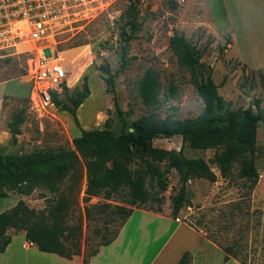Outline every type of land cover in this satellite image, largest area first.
Returning <instances> with one entry per match:
<instances>
[{
	"label": "rangeland",
	"instance_id": "obj_1",
	"mask_svg": "<svg viewBox=\"0 0 264 264\" xmlns=\"http://www.w3.org/2000/svg\"><path fill=\"white\" fill-rule=\"evenodd\" d=\"M213 1L211 5L216 8L217 1ZM240 3L242 15L235 18L238 29L251 42V49L264 55V0ZM129 4L134 5L132 10H128ZM111 9L118 12L114 20L106 13L78 19L54 38L55 49L67 74L65 87L70 92H87L75 110L78 126L68 111L53 103L45 105L38 101L27 75L25 53L0 51V154L72 148V138L79 134V127L100 128L106 119L113 133L118 134L122 119L128 126L150 110L141 102L137 89L138 80L148 68L156 73L160 85V102L153 110L158 117L195 118L202 104L188 72L176 64L168 47L172 31L182 33L195 45L200 53L198 69L204 75L209 72L217 85V93L230 108L264 110V66H252L235 56L227 42L228 33H216L210 27L204 0H117ZM42 53L49 56L47 48ZM104 64L112 74L111 90L105 86L98 69ZM17 111H21L25 119L18 126L19 133L11 136L7 123ZM181 143L179 135L152 139L155 147L175 150L181 147L187 157H202L207 161L212 158L214 149H193L186 142L182 146ZM254 165L258 179L249 190L241 180L220 177L217 168L210 164L216 179L187 180L186 195L190 205L181 207L174 219L190 224L220 246L234 244L238 257L246 264H264V128L260 122L256 127ZM74 174L76 178L65 181L60 190L68 198V223L79 221L81 225L80 251L86 254L100 241V235H94L92 228L102 225L104 215L92 212L86 219L83 208L102 202L124 203L117 196L105 199L97 195L84 199L85 177L81 162ZM167 178L160 213L170 216L169 195L177 189L178 183L173 170ZM10 196L22 199L28 207L38 211L43 210L44 197L49 194L35 188L29 194L11 192ZM10 196L0 198V212L8 209ZM114 225L115 222L109 225L110 230ZM144 229L150 234L157 226L148 224Z\"/></svg>",
	"mask_w": 264,
	"mask_h": 264
},
{
	"label": "trees",
	"instance_id": "obj_2",
	"mask_svg": "<svg viewBox=\"0 0 264 264\" xmlns=\"http://www.w3.org/2000/svg\"><path fill=\"white\" fill-rule=\"evenodd\" d=\"M133 8L134 5L129 4L128 10ZM168 47L176 64L188 72L189 81L202 104L201 112L192 119L158 117L153 110L160 102V85L156 73L148 68L138 80L137 89L141 102L150 110L128 126L122 119L118 134L113 133L110 121L106 119L100 128L79 127V134L72 138V148L0 154V197H7L11 192L29 194L35 188L49 194L44 197L43 210L30 208L19 198L10 208L0 212V252L10 241L7 230L12 228L22 231L25 241L41 251L65 258L80 253L81 225L79 221L68 223V198L60 190L61 184L76 178L74 173L80 162L85 177L84 199L97 195L105 199L117 196L124 203L111 205L102 202L83 208L86 219L92 212L104 216L102 225L92 228L94 235H100V241L83 254L82 264H86L99 246L113 240L133 208L161 211V194L166 190L170 170L176 173L178 183L177 189L169 195L172 218L181 207L190 205L186 195L187 180L216 179L210 164L217 168L220 177L236 178L249 190L253 188L258 179L254 165L256 127L260 122L264 128V110L253 112L250 107L230 108L217 93V85L209 72L204 75L198 69L200 53L182 33L172 31ZM98 69L105 86L111 90L112 74L108 65H100ZM86 96L85 90L70 92L62 86L61 96L52 93L51 100L54 106L68 111L78 126L75 110ZM24 119L21 111L11 115L7 123L11 136L19 133L18 126ZM173 135L181 137V146L186 142L193 149H214L212 158L207 161L202 157H187L181 147L175 150L152 145L156 136ZM112 222L115 225L110 230ZM109 230L107 234L102 233ZM218 246L223 251V261L232 257L246 264L238 257L234 244ZM175 264H191L190 253L183 251Z\"/></svg>",
	"mask_w": 264,
	"mask_h": 264
},
{
	"label": "crops",
	"instance_id": "obj_3",
	"mask_svg": "<svg viewBox=\"0 0 264 264\" xmlns=\"http://www.w3.org/2000/svg\"><path fill=\"white\" fill-rule=\"evenodd\" d=\"M204 1L210 27L216 33H228V44L235 56L252 66H264V55L251 49V42L245 33H240L235 22L242 15L240 2L243 0H230L231 5L229 0H216V8L211 5L213 0ZM254 1L258 0H251ZM239 19L240 27L242 17ZM17 199L11 197L8 208ZM148 224H154L157 229L149 234L144 229ZM7 232L10 241L0 252V264H82L81 251L65 258L28 244L22 231L9 228ZM183 251L190 253L191 264H242L232 257L223 261L221 248L188 223L142 208H133L113 240L99 246L86 264H175Z\"/></svg>",
	"mask_w": 264,
	"mask_h": 264
},
{
	"label": "built area",
	"instance_id": "obj_4",
	"mask_svg": "<svg viewBox=\"0 0 264 264\" xmlns=\"http://www.w3.org/2000/svg\"><path fill=\"white\" fill-rule=\"evenodd\" d=\"M117 0H0V51L14 50L27 55V75L42 104H52L51 94L66 86L65 66L55 49L54 38L78 19L106 13ZM178 2L184 0H177ZM48 49L49 56L42 50Z\"/></svg>",
	"mask_w": 264,
	"mask_h": 264
},
{
	"label": "water",
	"instance_id": "obj_5",
	"mask_svg": "<svg viewBox=\"0 0 264 264\" xmlns=\"http://www.w3.org/2000/svg\"><path fill=\"white\" fill-rule=\"evenodd\" d=\"M129 130H131V128H129Z\"/></svg>",
	"mask_w": 264,
	"mask_h": 264
},
{
	"label": "bare ground",
	"instance_id": "obj_6",
	"mask_svg": "<svg viewBox=\"0 0 264 264\" xmlns=\"http://www.w3.org/2000/svg\"><path fill=\"white\" fill-rule=\"evenodd\" d=\"M67 76V75H66ZM66 82H67V80H66Z\"/></svg>",
	"mask_w": 264,
	"mask_h": 264
}]
</instances>
